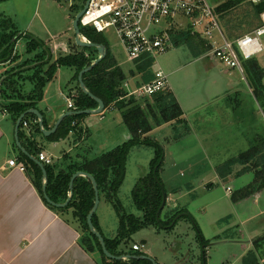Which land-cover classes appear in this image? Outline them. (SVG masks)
I'll list each match as a JSON object with an SVG mask.
<instances>
[{
  "label": "rangeland",
  "instance_id": "rangeland-1",
  "mask_svg": "<svg viewBox=\"0 0 264 264\" xmlns=\"http://www.w3.org/2000/svg\"><path fill=\"white\" fill-rule=\"evenodd\" d=\"M86 1L5 0L0 2V34L12 30L9 26H13L16 31H14L15 35L12 38V51L8 55L9 59L14 61V65L1 78L0 87L2 90L4 88L2 96L4 100L6 99L4 94H11L12 99L15 100L20 99V95H22L20 92L30 94L33 89V75L37 71L35 68L39 67L46 73L51 65L57 64L56 68L58 69L57 57L62 55L63 52L61 47H56V44L62 41L75 43L73 21L78 12L84 8ZM227 1L211 0L216 7ZM246 6L240 7L239 10L242 11ZM251 8H247L249 13H252ZM252 16V24L256 27L260 22V18L253 13ZM217 18L220 31L226 38L231 39L229 38L230 32L227 24L218 17V14ZM255 22H257V25H254ZM253 26L249 29H253ZM240 32L235 37L243 35L244 32ZM218 33L219 31L215 32L216 38L221 37L218 36ZM103 34L117 65L126 74L125 88L130 94L137 88L138 83L136 82L138 80L141 82V76L137 73L139 62L129 60L121 41L113 30H108ZM30 37L44 42L50 48L52 58L49 63L43 64L48 58V53L44 55L37 50L38 48L30 51ZM196 37L198 42L194 41V44L196 47H201L199 43L201 37ZM261 41L264 45V35L261 37ZM206 52L207 50L201 54L200 58L202 59L199 63L184 66L183 63L194 57L193 51L187 44L172 46L165 53L158 55L152 66L153 71L158 70L159 67L163 68L169 74L168 78L171 80L175 77L172 70L177 68V64H181L183 67L179 71L186 74V79H180L177 82L182 85L183 90L186 89L188 92L189 90L200 91L201 94L206 91V97H201L202 100L219 94L213 101L204 103L196 113L190 115L188 121L183 122L185 119L182 122L181 120H173L177 124L173 126L174 128L159 130L153 136L152 131L150 134L145 135L146 138L159 140L158 142L161 143L164 149L167 146L174 157H177V154L181 152H185L189 157L186 159H192L196 163L195 171L191 170L189 172L182 168L180 171L174 169L173 166L169 168L171 157L164 156L159 171V176L167 175L168 179V183L165 184L160 176L167 193V202L160 215L161 220L170 223L176 215L184 212H190L193 218L183 216L178 219L173 228L166 229L155 225L143 227L135 232L128 242H124L123 248L126 250L131 249L135 241L140 245L143 241H146L147 244L141 246L142 251L148 253L149 248H151L150 253L158 258V264L165 261H168V264H180L179 261L182 257L188 259L191 264H202L204 257V264H243L242 253L246 251L244 246L247 245L243 243L249 240L248 234L254 233L257 229L264 231V212L255 209L253 199L246 201L243 207L236 206L238 204V200H236L238 193H235L254 181L256 170H260V167H255L252 164L254 162L250 160L249 162L239 161L233 166L231 165L232 168L224 167V170H222L224 171L223 177L217 172L216 167L215 170L219 179L214 180L213 184L211 181L204 180L207 176L214 177V165L221 166L233 158H239L242 153L260 144L262 138H264V101L263 99H260V101L256 99L253 92L254 88H252V82L248 77L249 73L246 67L247 60H243L244 71L242 73L238 68H230L213 56H203ZM42 56H45V59ZM3 60H0V63H3L1 62ZM251 63H257L262 68L260 75H262V81L264 82V52L252 58ZM207 67H212V75L209 78L204 77L203 69ZM32 69L35 71L32 72ZM15 70H18L19 76H15L17 74ZM62 70L67 72L69 67L63 66ZM20 72L21 74H19ZM10 74L15 76L11 88L8 85L12 81H7ZM41 75L45 74L41 73ZM48 82L44 85L43 91L49 85ZM131 96H134L137 103L143 106H146L148 102L150 104L154 103L152 96L133 94L128 95L127 98ZM197 102L198 100L193 105L196 106ZM105 113L104 117L107 120H111L116 115L122 120V113L118 110L113 112L107 110ZM150 121L153 123L154 120L150 118ZM113 130L119 132L120 129L113 127ZM131 137L130 135L129 139ZM165 140L170 144L165 143ZM152 156L155 157L154 147L142 144L131 149L128 177L117 193L121 208L126 213H134L139 218H143L144 212L139 210L133 202L132 191L134 187L132 190L130 189V182L134 172L141 168H148L149 166V170L144 175L151 173L150 160H153ZM66 159L67 163L73 165L82 163L88 158L85 157L79 162L72 161L71 156ZM229 169H231L230 172H228ZM208 173L213 175H208ZM188 176L192 177L196 188L191 186V182L188 183L189 185L184 184L181 186L183 190L180 187L175 188ZM185 185L187 188H184ZM229 186L232 188L231 193L227 191ZM185 189L191 190L190 195H181L186 194ZM119 192L121 193L120 197ZM102 197L105 201L112 202L105 193L102 194ZM250 204L252 207H250ZM109 205L112 206H107L109 207L107 213L114 217V212L117 214L116 209L112 203ZM101 206V212H104L106 203L104 202ZM66 213L69 214L68 216L71 214V212ZM249 214L252 218H248ZM245 219H247L246 222L241 223V220ZM166 225L169 226V224ZM201 235L206 241L203 245L202 241L200 242ZM203 251H205V255Z\"/></svg>",
  "mask_w": 264,
  "mask_h": 264
},
{
  "label": "trees",
  "instance_id": "trees-1",
  "mask_svg": "<svg viewBox=\"0 0 264 264\" xmlns=\"http://www.w3.org/2000/svg\"><path fill=\"white\" fill-rule=\"evenodd\" d=\"M2 1L5 0H0V2ZM244 5L247 6L242 11H240L239 8ZM248 7H252V13L256 17L257 15L259 16V24L257 25V22L254 23V25H257L256 27H258L261 24V13L264 11V3L253 4L250 0H228L227 2H224L217 7L216 14H218V17L227 24V28L230 32L229 38H236L235 36L238 35L240 31H243V34H245L256 28L252 24L253 16L252 13H249V10H247ZM252 26L254 28L249 29ZM9 27H11L10 29H12L13 31L10 30L9 32L6 31L0 34V60L4 59L1 62H7L10 60L8 55H10L12 51V38L14 37L16 31L13 29V26ZM80 27L82 36L85 37L88 41L104 44L108 48L107 56L92 70L84 74V81L86 82L88 88L104 101L105 105H107L106 107L114 105L115 108H118L121 111L123 120L132 137L128 141L104 153L103 155L97 156L93 159H87L82 163L67 165L60 171H58L59 169L57 170L58 165L46 164L45 167L48 172L47 192L52 200L56 202H64L68 198L70 193L69 183L72 175L78 170H83L92 174L96 178V181L98 183L100 196H102V194L104 193L107 195L108 199L112 201L111 203L113 204L119 216L120 227L118 229L117 236L113 239L105 237V241L110 252L115 255H121L123 253L118 252L117 247L122 242H128L130 237L139 229L152 225L164 228L167 226L166 224L171 225L174 219L179 215H176V217H174L173 220L170 221V223L162 221L161 216L160 221L157 220V211L160 208L163 200V193L160 186V184L163 185V183L160 179L159 171L164 161L165 149L157 140L146 138L145 135L150 134V132L155 127H159L162 124L171 122L173 120H182L183 111L176 97L170 90H165L163 92L154 94L152 96L154 98V103L150 104L148 102L146 103V106L138 104L134 96L127 98L129 94L124 88V83L127 79L126 74L120 68V66L117 65L116 59L109 50V45L106 38L104 37V34L98 33L91 27H83L81 25ZM245 30H247V32H245ZM196 36L197 35L193 34L190 30H184L182 32L180 31L173 35L175 43L174 46L187 44L188 47L193 51L194 55L200 56L205 50H208L209 46H207L205 40L201 39V41L199 40L201 47H196L194 44V41L198 42ZM30 38V51L36 50L38 48L44 55L45 53H50L49 59L43 62V64L49 63L51 61L52 54L47 44L42 41L40 42L36 39H32V37ZM45 45L47 47L46 49H43V46ZM71 48L73 51H71L67 55H60L57 59V62L58 65L74 67L76 70L75 76L78 80L79 72L83 68L89 66L92 63L93 59H95L97 49L81 47L76 43H74ZM199 48L201 49L199 50ZM44 57L45 56H42V58ZM251 59H248L246 62V67L248 68L249 73L248 77L252 82V88H254L253 92L255 93L256 99H258L259 101L260 99H263L264 101V82L262 81V75H260V71H262V68L257 63L250 64ZM137 62L139 63L138 72H136L141 76V82L138 80L140 82V84L138 82V85L140 86L143 83L152 81L155 77V71L152 70L154 60L151 57L145 56L137 60ZM56 65L57 64L51 65L45 75L39 74L41 68H35L37 71L36 74L33 75V89L30 91V94H24L23 92H20L22 95H20V99L17 100H15L14 98L12 99L11 94H4L6 98L5 100H10V102H8V104H5L4 107L8 111L10 110V112L14 111L16 113V121L22 113H24L28 109L36 107L37 100L42 98L43 96L44 85L53 78L56 72ZM19 74H21V72ZM15 76H13V74H10V76L7 78V81H12L8 85L10 88L11 84L14 83L13 79L15 78ZM1 92L3 96L4 88L3 90L1 89ZM79 92L80 96L77 99L78 110H83L85 108L95 107L98 105V102L90 96L86 95L81 90L80 86ZM144 107L148 110H146ZM31 116L36 119L35 115L31 114ZM81 116L82 114L69 117V126H66V121L62 125L66 126V131H64L62 135H60L59 133L52 134L48 137V139L59 140L60 137H66L70 133V131L76 127V119L80 118ZM150 118L154 120L153 123L150 121ZM73 122H75V124H73ZM34 125L36 127V131L41 133L42 131L39 123L36 122ZM22 126L23 122H21V127ZM22 133L23 132L20 129V137L22 136ZM262 139L263 140L262 142H260V144L242 153L239 158H233L230 161L225 162V164L217 166V172L221 177L224 176V171H222L224 170V167L228 166L229 168H232L233 164L238 163L239 161L249 162L250 160L254 162L252 164L255 167H260V170H256V178L254 179V181L245 186V188L239 190L238 192H235L238 193L236 200L249 197L264 189V138ZM142 144L154 147L155 157L150 162L151 173L143 175L137 181L132 191V199L134 204L139 210L144 212L143 218H139L132 213H126V211L121 208L117 193L124 183L126 177L127 159L131 149ZM28 150H30L32 154L40 153L36 151V147ZM69 157L70 156L68 154L64 158ZM20 159L21 161H23L22 163L26 167V172L28 171L31 175H33V181L45 204L50 209L54 210L62 216L64 215V213L67 214L66 212H71L70 216L68 217L73 223L77 224V227L80 230L82 236V245H84L87 250L99 251L104 260L103 264H120V261L110 260L107 256H105L99 239L92 232H90L87 223V216L91 208L93 207L95 200V192L91 181L85 177H78L75 180L74 195L69 205L65 208H57L49 205L43 197V172L40 166L21 151ZM156 167L158 168V170L155 174L154 169ZM230 171L231 169L228 170V172ZM155 175L158 176L159 181L156 180ZM184 216L193 218L189 212H186ZM93 221L96 228L100 230L96 221V214H94ZM174 226H172V228ZM201 241L202 244H205L206 242L202 235L200 236V242ZM262 256H264V235L254 240V249L249 250L243 256L242 261L243 264H260ZM132 264L152 263L148 260H135ZM202 264H204V262H202Z\"/></svg>",
  "mask_w": 264,
  "mask_h": 264
},
{
  "label": "crops",
  "instance_id": "crops-1",
  "mask_svg": "<svg viewBox=\"0 0 264 264\" xmlns=\"http://www.w3.org/2000/svg\"><path fill=\"white\" fill-rule=\"evenodd\" d=\"M82 39L88 41L83 37ZM72 45V41L67 43L62 41L57 43L56 47H61L63 52L62 55H67L73 51L71 48ZM46 47V45L43 46V49H46ZM109 50L112 53L110 46ZM38 51L41 50L38 49ZM193 56V58H190L189 61L183 63V65L186 66L189 64H195L196 62L199 63L200 59H202L200 58L201 55ZM49 57L50 53H48V58L46 60H48ZM98 57L99 53L97 51L95 59ZM58 58L59 56L57 59ZM13 65V60L0 63V81L8 69H11ZM63 66L69 67V70L67 72H63ZM181 67H183L181 64H177V68L172 70V74H174L175 77L174 79L172 78L169 80V83L170 91L174 94L182 108V120L185 119L183 120L184 122L188 121L190 115L196 113V111L199 110L204 103L213 101L219 96V94L209 98H204L202 100L201 97H206V91H203V94H201L200 91L195 92L189 90L188 92L186 89L183 90L182 85L177 82L180 79H186V74H183L181 71H179ZM221 69L223 70V68ZM17 71L18 70H15L16 73ZM203 71L205 74L204 77L209 78V76L212 75V67L204 68ZM32 72H34V69H32ZM75 72L76 70L74 67L59 65L54 74L55 77L48 82L49 85L43 91L42 98L38 99L36 107H33L38 109L43 114L45 119V128L47 130L52 129L57 120L67 112L78 110L77 99L80 96V85L76 79ZM41 73L45 74V72L40 69L39 74ZM125 84L126 81L124 83V88ZM138 86L139 85L137 84V87ZM69 99L74 103L73 108L69 107ZM197 100L198 102L196 106H194L193 104ZM8 102H10V100H4V98H2L0 87V264H103L104 260L99 251L87 250L84 245H82V236L77 224L73 223L67 214L64 213L62 216L50 209L45 204L33 181V175H31L28 171H21L20 169L9 165L10 159H16L18 162L23 161L20 159L21 150L18 148L15 139V128L17 123L15 120L16 113L14 111L10 112V110L8 111L4 107V105L8 104ZM106 106L107 105H105V108L101 113L82 114L80 118L76 119V127L72 129L66 137H60L59 140H49V136H45L43 132H37L34 124L38 122V118L36 117L35 119L30 114L23 119V121L27 119L26 121L29 122V127L20 126V129L23 132L22 136H19L20 142L28 152H30L28 149L36 147L37 152H43L51 157L53 159V164L58 165V171L62 170L64 166L66 167L67 165H70V163L66 162L67 159L64 158L68 154L72 157V161L74 160L77 162L81 161L85 157L88 159H93L97 156L103 155L104 153L128 141L130 137L129 130L123 120V116L122 120L119 119L118 115H116V117H112L111 120H107L104 117L107 110L112 112L115 110H118L119 112L121 111L118 108H115L114 105L109 107ZM98 107L99 104L95 107H89L85 109L95 110ZM69 117L71 116L66 117L62 121L55 133L62 135L64 131H66L65 127H68L70 122ZM65 121L66 126H62ZM175 124L176 123L174 121H171L153 129L151 132L152 136L159 130L167 128L171 129L173 126H175ZM113 127L120 129L119 132L113 130ZM165 143L170 144V142H167V140H165ZM38 154L32 155L38 158ZM165 156L171 157L169 168L173 166L174 169L180 171L182 169H186L189 172H191V170L195 171L194 168L196 167V163H194L192 159H186L189 157L187 154H185V152H181L180 154H177V157H174L166 146ZM128 162L129 156L127 159V172L124 183L128 177ZM216 167L217 166L214 165V177L207 176L204 179L205 181H211L213 184L214 180L219 179V176L215 170ZM148 170L149 166L148 168H141L134 172L131 179L132 181L130 182L131 190L136 182ZM208 175L213 174L208 173ZM160 176L165 184L168 183V179L166 177L167 175ZM189 182L192 183V187L196 188L194 185L195 182L191 176L186 177L183 182H181L178 187L175 188L180 187L181 189V186L184 184L189 185ZM186 185L184 188H187ZM120 188H122V186ZM181 190H183V187ZM190 191L185 189L184 192L186 194L181 195H190ZM120 196L121 193L119 192V197ZM250 199H253L252 201L255 204V209L259 210L260 212H264V189L249 197L239 199L236 206L240 205L243 207L244 203H246V201H250ZM104 202L106 203V207L104 212H101V204ZM108 203L111 204L110 202L105 201L101 196V202L96 212V221L104 237L113 239L118 234L120 219L118 214L115 212L114 217H111V215L107 213V208H109L107 206H112ZM250 207H252L251 204ZM248 218H252L250 214ZM246 220L247 219L241 220V223H245ZM262 235H264V231H259V229L254 231V233L248 234L249 240L243 243L247 244L244 246L246 247V251L242 253L243 256L249 250L254 249V240ZM135 243L138 242L135 241L133 244ZM143 243L140 246H145V244H147L146 241H143ZM123 246L124 243L122 242L117 247L118 252L123 253L121 255H147L154 258L156 262L158 260L154 254L150 253L151 248H149V252L146 253L142 251V247L140 250L135 251L133 250V247H131V249L124 250ZM180 259V264H191V262L184 257ZM135 260L138 259L125 258L117 261H120V264H132ZM161 264H168V261H165ZM260 264H264V256L261 257Z\"/></svg>",
  "mask_w": 264,
  "mask_h": 264
},
{
  "label": "built area",
  "instance_id": "built-area-1",
  "mask_svg": "<svg viewBox=\"0 0 264 264\" xmlns=\"http://www.w3.org/2000/svg\"><path fill=\"white\" fill-rule=\"evenodd\" d=\"M250 1L253 4L264 3V0ZM216 9L211 0H89L80 25L91 27L98 33L113 30L130 61L146 56L155 62L158 55L174 46L173 35L190 30L209 46L204 56H213L224 65L243 72V60L264 52L261 41L264 35V11L258 27L228 39L220 31ZM217 31L221 36L219 38L215 37ZM165 90H170L168 74L159 67L152 81L143 83L129 95L153 96ZM69 107H74L70 99ZM22 122L24 127H29L28 121ZM38 159L44 165L53 164V159L43 152L38 154ZM9 165L26 171L25 165L16 159H10ZM227 191L231 193L232 188L229 186ZM132 247L135 251L141 248L138 243Z\"/></svg>",
  "mask_w": 264,
  "mask_h": 264
},
{
  "label": "water",
  "instance_id": "water-1",
  "mask_svg": "<svg viewBox=\"0 0 264 264\" xmlns=\"http://www.w3.org/2000/svg\"><path fill=\"white\" fill-rule=\"evenodd\" d=\"M88 3L89 0L86 1V4L84 6V8L82 10H80L78 12V14L75 16L74 21H73V29H74V33H75V42L78 46L81 47H89V48H96L98 53H99V57L97 59H95L89 66L83 68L79 74H78V82L80 85L81 90L88 96H90L91 98H93L94 100H96L99 104V107L95 110L92 109H83V110H77V111H73V112H67L66 114H64L63 116H61L56 124L54 125V127L50 130H47L45 128V119L43 114L36 108H31L28 109L27 111H25L24 113L21 114V116L18 118L17 123H16V128H15V139H16V144L18 146V148L21 150V152H23L26 156H28L30 159H32L35 163H37L40 168L42 169L43 172V185H42V192H43V197L44 199L47 201V203L51 206L57 207V208H65L69 205L70 201L72 200V197L74 195V184H75V180L78 177H85L87 179H89L92 183L94 192H95V200H94V204L93 207L91 208L90 212L88 213L87 216V223L90 229V232H92L98 239L99 242L101 244L103 253L105 254V256H107L110 260H122L125 258H130V259H138V260H148L151 261L153 264H158L156 262V260L150 256L147 255H115L112 252H110L107 248V244L105 241V237L102 234V232L96 228L94 221H93V217L94 214H96L98 207L100 205L101 202V196H100V191L98 188V183L96 181V178L90 174L89 172L80 170L75 172L71 179H70V183H69V188H70V193L68 198L64 201V202H56L54 200H52L50 198V196L48 195L47 192V184H48V172L47 169L44 165V163L42 161H40L38 158H36L34 155H32L30 152H28L21 144L20 142V137H19V131H20V126H21V122L23 121V119L30 115L33 114L38 118V123L39 126L41 128V131L43 132V134L45 136H50L52 134H54L59 126L61 125L62 121L68 117V116H74V115H81V114H87V113H101L104 108H105V103L104 101L96 96L93 92L90 91V89L88 88L86 82L84 81V74L89 72L90 70H92L97 64H99L108 54V48L106 45L101 44V43H95V42H91V41H86L84 39H82V34H81V27H80V19L82 17V15L84 14L85 10L88 7ZM85 38V37H83ZM86 39V38H85ZM0 85H1V81H0ZM158 168L156 167L154 169V173H157ZM155 178L157 181H159L158 176L155 175ZM161 189H162V193H163V200H162V204L160 206V208L157 211V220L160 221V214L162 212V210L164 209L166 202H167V193L165 190V187L160 184ZM186 213H181L179 214L173 221V223L169 226H166L164 228H171L172 226L175 225L176 221L178 219H180L182 216H184ZM144 244V243H143ZM204 255H205V251ZM204 263H205V257H204Z\"/></svg>",
  "mask_w": 264,
  "mask_h": 264
}]
</instances>
